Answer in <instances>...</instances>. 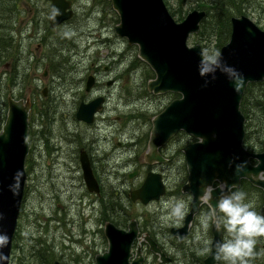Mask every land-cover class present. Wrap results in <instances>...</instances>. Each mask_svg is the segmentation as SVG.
I'll list each match as a JSON object with an SVG mask.
<instances>
[{"label": "rangeland", "instance_id": "1", "mask_svg": "<svg viewBox=\"0 0 264 264\" xmlns=\"http://www.w3.org/2000/svg\"><path fill=\"white\" fill-rule=\"evenodd\" d=\"M176 1L166 0L167 7H176ZM197 1L187 0L186 4L181 5L182 17ZM42 2L47 7L49 1ZM71 2L74 14L69 21L50 28L41 24L44 13L42 5L35 14V10H28L26 5L17 1V12L12 17L16 28L14 37L16 40L22 39L23 52L28 51L30 63L27 66L26 59L23 60L20 65L26 64L22 69L25 74L14 78L10 75L9 65L0 63V90L4 93L3 102H0V118L4 114L7 94L29 96L31 100L26 134L28 148L24 158L25 183L8 264H45L46 255L67 264H92L93 255L105 248L101 227L106 215L101 213L98 200L93 199L94 194L84 188L76 166L73 164L70 169L61 150V142L55 136L62 125L66 128L75 126V120L64 119L62 124L57 116L60 109H64L61 104L69 96L68 91L77 88L82 91L83 77L94 68L92 65L96 66L100 81L93 92L106 94L102 110L94 115L91 123L92 132L89 131L91 145L95 147V177L104 192L121 189L132 179L127 178L126 173L133 169L141 152L133 150L137 145H144L146 136L139 141V138L130 135L131 132L139 133L142 130L147 135L148 124L145 120L176 96L174 92L152 96L145 90L149 68L137 57L133 44L114 34L112 25L115 14L109 0ZM245 11L264 29L262 9L247 7ZM31 12L39 18L36 25L31 22L34 18ZM29 32L31 37L28 39ZM186 43L200 44L203 53L207 51L209 55L218 51L211 49L213 39L207 47H203L195 33L189 35ZM103 47H107V51L101 56ZM102 65L107 66L106 70L101 69ZM107 79L111 80L108 85L104 83ZM43 85H46L45 95L40 93ZM38 110L44 113L40 114ZM186 135L179 131L171 137L168 143L172 151L169 161L158 165L161 169L155 168L164 173L166 180V189L160 200L146 205L128 204L124 208L128 217L143 222L142 227L153 228L157 232L159 228L152 224L160 221L163 227L177 221L170 217L169 212L174 201L184 200L179 191L183 176L178 146ZM116 208L113 209L114 213L118 212ZM113 218L114 221L120 220ZM157 236L161 239L160 233ZM194 236L196 243H202L207 235L197 229ZM142 253L140 264H164L145 245H142Z\"/></svg>", "mask_w": 264, "mask_h": 264}, {"label": "water", "instance_id": "2", "mask_svg": "<svg viewBox=\"0 0 264 264\" xmlns=\"http://www.w3.org/2000/svg\"><path fill=\"white\" fill-rule=\"evenodd\" d=\"M117 15L113 32L136 48L137 57L152 71L145 87L151 93L174 92L150 117L147 137V161L162 160L157 147L181 130L194 138L181 146L186 169L185 181L180 190L189 192L190 209L180 227H171L172 234L181 237L195 207L201 201L205 186H210L211 211L222 191L237 186L244 178L261 190V204L257 213L264 215V147L249 151L242 144L244 116L239 109L243 89L248 82L264 78V29L244 13L229 17V34L217 52L219 64L211 72H202L203 51L198 43L187 44L191 33L198 30L204 16L203 8L188 9L180 20L169 13L163 0H109ZM264 10V0H262ZM72 15L69 0H49L47 22L54 26ZM105 48L101 52L104 54ZM92 82L86 77L85 88ZM45 93V87L41 89ZM101 96L80 102L75 117L90 122L101 105ZM264 102V101H263ZM30 102L25 96H5V110L0 118V264H8L11 240L16 218L22 202L25 170L24 158ZM249 159L253 161L250 162ZM245 167L237 173V165ZM81 176L89 191H98V184L82 151L79 154ZM164 187L158 172H146L141 184L130 190L131 199L146 202L156 199ZM135 221L126 227L110 220L102 223L105 248L93 255L92 264H139L142 259L138 240L147 248L167 260L155 241L147 234H137ZM212 237L204 264H213L212 252L221 241L214 217L211 222ZM264 248V243L262 244ZM51 264H66L53 259Z\"/></svg>", "mask_w": 264, "mask_h": 264}, {"label": "flooded vegetation", "instance_id": "3", "mask_svg": "<svg viewBox=\"0 0 264 264\" xmlns=\"http://www.w3.org/2000/svg\"><path fill=\"white\" fill-rule=\"evenodd\" d=\"M69 1H70V8L72 9V15L70 17L60 21L59 23H57L54 26H50L47 22V15H48V5H47V13L45 14L46 22L44 24H43V22H41L42 26H46V27L51 28V27H56L58 25L60 26V25L64 24L65 22L69 21V19L74 14V11L72 8V2H71V0H69ZM261 3H262V0H261ZM109 5H110V3H109ZM110 8H111V6H110ZM114 14H115V22H116L117 21V15L115 12H114ZM38 21H39V18L35 16L33 18L32 24L36 25ZM112 30H113V25H112ZM30 33L31 32H29L27 34L28 39L31 37ZM17 41L18 40L15 41V45L12 47V50H11L12 56L10 57L8 62L4 63V64L9 65L10 75L12 78H14L15 76H24L25 71H23L22 69L26 64L28 66V64L30 63V62H28V57H29L28 51L25 50V53L23 52L25 47L22 43V39L19 38V44L18 43L16 44ZM44 44H45V46H47L46 41L44 42ZM103 48H105L107 51V47H103ZM106 51L104 54L102 52H100V55L104 56L106 54ZM25 59H26V61H25L26 64L20 65L22 63V61ZM51 63L53 66V62H51ZM92 67H94V68L92 70H90L87 74H85L83 77V87L81 89L82 91H79L78 88L74 91L73 90L68 91L67 95H69V96L64 98V100H63L64 103L61 104L64 109H60L59 114L57 116V118L60 120V122L62 124H64V119H65V121H68L69 119L75 120V126L72 128H68V127L66 128V127H64L65 125H62L60 127V129L57 131V133L55 134V136L57 135V137H56L57 140L61 142L60 147H61V150L63 152V155H64L67 163H69L70 169H72V166L74 164L76 166V169L79 170V174H80L81 179H82V176H81V170H80V164H79L80 151H82L84 153L94 177L96 175L97 163H96L95 158H94V156H95L94 148L95 147H94V145H91L92 138H90V132L93 128V126L91 124L93 122V119L90 122H84L80 119H77L75 117V110L81 101L85 102V101H88L89 99H91L95 96H101L102 97L101 105L96 110V112H99L102 110L103 103L105 102V99H106L105 93H102V92L94 93L93 92L97 88L96 84H98L100 81H99L98 71L95 68L96 66L92 65ZM106 68H107L106 65L101 66L102 70H106ZM44 73H45V70H43L42 74H44ZM87 76H90L92 78V82L90 83L89 87L86 89L85 88V81H86ZM150 77H148V78H150ZM148 78H146V79H148ZM13 82H14V79H13ZM145 82H146V80H145ZM104 83L108 85L111 83V80L107 79V80H105ZM42 87H45V93L44 94H42V92H41ZM42 87L40 88V93H41V95H45L46 94V86L43 85ZM70 89H72V87ZM145 90L148 92L149 95H152V96L156 95V94L148 91L146 89V87H145ZM2 92L3 91L0 90V94L3 95ZM157 94H159V93H157ZM26 97L29 99V102L31 104L30 97L29 96H26ZM3 99H4V97L0 98V102H3ZM38 112L40 114L44 113V111L41 112L40 110H38ZM95 113H94V115H95ZM94 115H93V118H94ZM116 117H118V116H116ZM145 121H147V124H148L147 135H145L144 131H142V130L139 133L131 132V134H130L131 136H135L136 138H139V141L143 140L144 136H146L145 140H144L145 141L144 145L143 144L137 145V147L133 150V152H138L140 150H141V152L139 154V160L135 163L133 169L126 173L127 178H132V179L128 183H126L123 188L118 189L116 191L109 190L108 192H104L101 189L100 184L98 183L96 177H95V179H96V182L98 184V191L97 192L89 191L86 188V186L83 182V179H82L84 188L87 191L94 194L93 199L95 198L98 200L99 205L101 207V213L103 212L104 216L106 214V209H107L108 213L110 214L111 213L110 207H114V209L117 207L116 210L118 212H115L114 214H120V215H122V218H125V220L124 221L122 220V222H121L122 224H124V222H125V224L123 226H120V227L125 228L127 222L130 219H133L135 221V224H136V227L138 230L137 234L139 235L140 233H144V232L147 233L155 241V243L158 245L160 250L164 252L165 256H167V260H160L158 258V255L156 254V258L158 259L159 262H162L164 264H204L203 259L209 252V242H210L211 237H212L211 222H212L213 218L207 221V227H205V218L212 214L211 207L209 206L208 202L201 199V201L198 203V205L195 207L194 211L192 212L191 217H190L189 221L187 222L186 229L184 230V233L181 237H178L177 235L172 234V232L170 231L171 227H180L183 225L184 217L190 209V198H191L190 193L180 190V186L185 181V177H186V169H185V164H184L183 153L181 151V146L188 143V142L193 141L194 138L192 136H190L189 134L186 133L189 137L186 135L187 137L184 138L181 145L178 146V150L181 154V167H182V176H183V180L179 184V191L183 194V198H184L183 201L186 205L185 215H184L183 219L177 220L176 222H171L167 226L165 225L163 227L160 226L161 225L160 221L157 224L151 223L152 225H155L159 228V230L156 232L153 228L142 227L141 223H143V222H139L137 218L131 217V216L128 217V212L124 209L127 207L128 204L146 205L152 201L158 202L160 200V198L164 195V192L166 189L165 175L163 172L156 170L155 168L161 169V167L159 168L158 165H162V164L169 161V158H170V155L172 152L171 149L168 148L169 140L171 139V137L173 135H175L179 131L181 132V130L177 131L168 140H166L163 144H161L160 146L157 147L158 153L163 157L162 160L147 161V159H146L147 155L146 154L148 151H147V144L146 143H147L149 126H150V118H148V120H145ZM143 123H144V120H143ZM145 124H146V122H145ZM176 139H177V141H179L180 140L179 136H177ZM80 141H81V143L79 144ZM117 143L119 144L118 141H117ZM133 144L136 145V142L134 141ZM134 145H133V147H134ZM31 146H32V144H31ZM57 148L59 149V145L57 146ZM44 149H47V147H44ZM249 160H250V162L253 161L252 159H249ZM149 170L158 172L160 174L161 180L163 183V187H164L163 192L158 196V198L149 199L148 201H146L144 203L141 202L139 199H131L130 190L138 187L141 184L146 172ZM240 179H239V181H240ZM217 184H218V182L216 180H213L211 182V184L207 187L209 188L210 186H215ZM218 185L222 186V184H218ZM237 186H230V187H228V190L230 189L233 192L234 188H236ZM202 195L200 196V198L202 197ZM105 220H110V219L106 217ZM110 221H112V220H110ZM214 221H215V217H214ZM117 226H119V225H117ZM197 229L199 231H202L203 235H207L206 240H204L202 243H196L195 242L194 234L196 233ZM101 231H102V227H101ZM157 233H160L161 239L158 238ZM220 238H221V240L227 239L228 238L227 232L226 231H220ZM263 243H264V239L260 241L259 248L261 250V253L264 255V248L262 247ZM138 244L140 245V251H141L142 259H143L142 245L146 246V244L142 239L138 240ZM146 248H147V246H146ZM142 259L140 260L139 264L141 263ZM61 262H63V261H61Z\"/></svg>", "mask_w": 264, "mask_h": 264}, {"label": "trees", "instance_id": "4", "mask_svg": "<svg viewBox=\"0 0 264 264\" xmlns=\"http://www.w3.org/2000/svg\"><path fill=\"white\" fill-rule=\"evenodd\" d=\"M17 1L21 5H26L27 9L35 10V14L38 13L39 5H42L44 11L41 22H46L45 14L47 13V7L42 0H0V63L4 64L8 62L12 56L11 50L15 45L14 30L16 29L13 25L14 19L12 18L17 10L15 9ZM45 1V0H43ZM166 5V0H163ZM261 0H198L190 8L197 7L205 10L204 16L199 22V27L195 33L196 37L201 41L203 47H207L211 39L214 43L211 49L218 50L219 46L224 43L229 34V17L239 13H245L247 7H251L253 10H261ZM187 0H177L176 7H167L171 16L177 20L182 17V4H186ZM189 2V1H188ZM190 6V4H189ZM189 8V9H190ZM263 10V9H262ZM32 13V12H31ZM34 17V13H32ZM176 16V17H174ZM33 23V18L31 19ZM189 37V36H188ZM16 44H19V39ZM19 46V45H18ZM134 46V45H133ZM212 50V51H213ZM149 76L152 75L150 69H148ZM147 77V78H148ZM3 93V92H2ZM10 94V93H9ZM11 95V94H10ZM4 97L0 94V98ZM264 78L257 81L248 82L242 92L239 101V109L244 116V134L242 138L243 146L250 151H259L264 147ZM241 191L246 193V202H250L253 205V210L257 212V207L261 204V190L252 185L249 181L241 178L239 184L234 188L233 192ZM111 208L113 217L120 218L116 220L109 214L106 209V217L112 220L116 225L124 221L120 214H114ZM228 237V234H227ZM13 238V236H12ZM264 238H258L254 249V255L248 258V264H264V255L261 253L259 243ZM12 247V244H11ZM45 256V264H51L53 259ZM10 258V252H9ZM8 258V262L10 259Z\"/></svg>", "mask_w": 264, "mask_h": 264}, {"label": "clouds", "instance_id": "5", "mask_svg": "<svg viewBox=\"0 0 264 264\" xmlns=\"http://www.w3.org/2000/svg\"><path fill=\"white\" fill-rule=\"evenodd\" d=\"M220 53L209 55L203 53L202 72L214 71L218 66ZM245 164L237 165V173L242 171ZM260 179H264V174ZM206 202L211 199V191L207 186L201 197ZM186 205L183 200H176L171 204L170 217L177 220L183 219ZM215 217L217 231H226L227 239L217 241L212 252L214 264H248V258L252 257L258 238H264V215L253 210V205L246 202V193L232 192L230 189L222 191L212 214L205 218L207 221ZM6 237H0V244L6 242Z\"/></svg>", "mask_w": 264, "mask_h": 264}, {"label": "bare ground", "instance_id": "6", "mask_svg": "<svg viewBox=\"0 0 264 264\" xmlns=\"http://www.w3.org/2000/svg\"><path fill=\"white\" fill-rule=\"evenodd\" d=\"M196 33V32H195ZM32 86V85H31ZM46 86V85H45ZM59 94V93H58ZM10 95V94H9ZM12 96V95H11ZM14 97V96H13ZM15 98H17V97H15ZM23 98V97H22ZM37 101V100H36ZM124 112V111H123ZM97 113V112H96ZM95 113V114H96ZM97 126V125H96ZM100 127V126H99ZM243 128H244V126H243ZM96 129V128H95ZM92 132V131H91ZM99 140V139H98ZM14 233H15V228H14V232H13V236H14Z\"/></svg>", "mask_w": 264, "mask_h": 264}]
</instances>
